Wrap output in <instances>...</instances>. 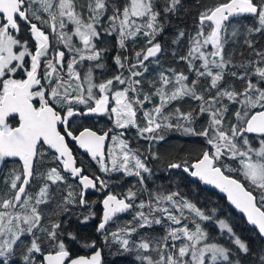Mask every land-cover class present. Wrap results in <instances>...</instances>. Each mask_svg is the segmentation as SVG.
<instances>
[{"label": "snow or ice", "instance_id": "snow-or-ice-1", "mask_svg": "<svg viewBox=\"0 0 264 264\" xmlns=\"http://www.w3.org/2000/svg\"><path fill=\"white\" fill-rule=\"evenodd\" d=\"M38 3L44 13H48L49 19L43 20L37 14L39 10H33V3ZM180 0H166L164 12H175ZM106 0H89V16L85 20L80 13H77L73 0H0V161L5 158H19L22 162V174L15 175L10 180V188L14 192L11 199L0 198V264H14V256L17 246L24 243L23 237L29 236L31 239L26 243L24 252L21 255L23 264H101V253L96 251L90 258L78 257L72 259L66 249L64 240L60 238V223H52L48 228L41 226L42 215L39 206L48 202V184L45 183L40 188L39 194L33 198L27 193L26 186L30 183L33 176L34 161L43 156L41 146L46 145L57 154L54 159L62 162L63 169L70 171L73 177H78L81 181L82 189L89 187L95 188L97 181L90 179L82 174V168L75 166V159L69 149L65 135L78 141L79 146L90 153L94 160L104 167L103 145L108 133L98 135L85 128L78 136H73L69 130V118L77 115H89L105 113L109 110L112 86L115 83L128 86L122 91H115L112 98L115 107L110 111L115 114V124L122 129L135 125V117L138 105L143 109L145 102H151V95L144 94L143 100L139 95H134L130 99L129 92L136 94L141 81L135 79L142 75L136 71L137 68H144V61L150 57H155L162 52L160 43L154 42L155 37L163 30V25L159 22L160 11L154 6L153 0H129L121 9L114 10V15L109 17L110 21L119 20V34L121 47L128 37H135L143 33L148 38L149 45L145 50L135 53L136 63L130 66V76L122 78L120 75L109 79L106 82L95 85L92 81L91 69L81 80L80 73L76 72L75 65L83 60H99L100 51L93 43L98 39L100 32L97 25L101 15L106 10ZM55 9V11H53ZM253 14L258 17L259 27L250 29V32L264 31V0L257 4L254 0H226L213 8L206 9L199 16V30L190 38L189 51L187 56L181 57L190 64V71H194L197 79L189 85L188 77L182 73L176 74L175 79L168 75L160 74L158 82L153 83L155 95L159 98V104L151 110L144 111L143 115L147 126L139 129L141 136L147 135L149 139L162 140L163 135L159 134L161 128H176L189 135H198L206 138V142L214 151H204L202 156L191 165L173 163L169 168H183L192 177H198L207 184L215 185L222 192L227 193L228 200L243 213L247 214L248 221L258 227L259 234L264 237V139L259 141V149H253L247 134H259L264 136V53H256L261 56V61L254 67L252 75L259 77L256 83L248 78V74L232 73L234 77L247 80L244 89L237 92L234 89L220 88V83L224 78L225 70L230 62H225L223 58V47L226 39L224 24L230 17L238 14ZM30 17L39 21L41 24H48L52 32H56L57 23L61 31L58 33L59 39L65 47L74 53L73 58L67 64V73H61L63 68L64 51H58L53 59H48L49 35L32 23ZM75 25L73 36L79 38L83 48H77L72 44V37L65 34L66 27L64 18ZM17 18H20L30 25L31 35L36 42L35 52L32 53L28 48L27 41L21 42L14 36L18 32ZM139 21V22H138ZM210 22V23H209ZM208 23L210 31L205 34L204 27ZM184 32L178 33V37H183ZM249 47L252 46L248 41ZM211 45V50L208 46ZM17 49H19L17 51ZM83 52H88L87 56ZM30 57V68H25V57ZM79 56V59L76 58ZM44 61V72L41 76L39 69L41 61ZM199 60L201 65L195 67V61ZM116 63L123 67L120 58H116ZM99 66V65H98ZM146 70V69H145ZM18 71H24L25 79H15L13 75ZM67 76V80L64 76ZM201 78L209 80L208 99L205 100L204 94L196 91L198 80ZM43 81V82H42ZM87 82V88L83 87V82ZM54 82V85H53ZM75 84V87H73ZM158 84V86H157ZM98 87L101 95L96 98L93 88ZM172 87L169 92L168 89ZM212 90H216L215 96L211 95ZM191 98L200 101L199 113L209 116L208 126L201 132H196L191 125L195 119L192 112L184 113L179 107L175 109L178 113L176 123L172 122V114L165 115L164 109L175 101L184 98ZM224 98L228 101L240 105L234 113L237 124H232L228 131H224L223 125L228 112V106L223 103ZM38 101L39 106L34 104ZM84 105L85 110L77 107ZM16 119V126L9 123V119ZM186 121L185 124L179 121ZM58 125L65 126V134L62 135L58 130ZM113 140L116 137H112ZM124 145V141H120ZM123 159L117 162L113 158V170L123 169L129 175H135L144 183L143 173L150 172L146 164L134 154L129 155L127 146L122 148ZM228 156L238 159L247 181L253 188L259 190V200L253 191L247 190L241 182L225 176L220 167L215 166L216 162L222 157ZM134 160L135 172L131 170L129 161ZM47 181L53 184L62 181L64 177L52 168L47 173ZM19 182V183H18ZM8 183V181H5ZM103 187H107L103 181H99ZM136 194L131 190L123 199H118L116 195L109 194L103 201L104 213L103 221L99 224L98 231L104 229L105 224L116 213L123 212L132 205L126 201L134 200ZM179 193L169 195L157 194L154 197L156 207H152L151 202L145 205L141 201V209L147 207L148 215L144 212L137 213L140 221L139 227L143 228L151 224H160L162 218H166L172 225L167 235L163 238V247L157 244L159 259L153 260L150 257H141L147 264H242L240 256H247L250 248L247 243L239 238L234 240L237 246V253L233 254L228 248L215 243H205L206 234L199 223L194 224V230H190L187 224L182 225L185 219L184 209L187 208L191 213L203 220L210 219L200 209L185 200L177 202ZM67 201V198H65ZM81 204L85 203L84 192L80 194ZM164 202L171 204L169 207H161ZM258 203L261 206H258ZM19 207L22 211L17 212ZM178 212L179 214H174ZM159 212L162 218L149 219L153 213ZM88 217H84L87 221ZM221 228H226L229 233L232 229L220 222ZM182 225V226H181ZM130 229L129 231H135ZM40 232L52 245L53 250L44 254L41 248V237L36 235ZM68 238L75 240L71 233ZM116 238V234H114ZM168 240L173 241L171 247ZM183 240L178 248L175 241ZM125 250L128 249L129 240L119 241ZM94 246V242L93 245ZM140 249H149L147 242H141ZM39 253L41 259L38 261L36 254ZM190 257V262L186 260ZM259 264H264V251L256 256Z\"/></svg>", "mask_w": 264, "mask_h": 264}, {"label": "trees", "instance_id": "trees-1", "mask_svg": "<svg viewBox=\"0 0 264 264\" xmlns=\"http://www.w3.org/2000/svg\"><path fill=\"white\" fill-rule=\"evenodd\" d=\"M75 5V11L80 13L82 18L87 20L89 16L88 4L89 0H73ZM129 2V0H106V10L101 15L99 24L97 25V31L100 32V36L96 39V49L100 51L99 60H83L75 65L76 72L80 73L81 80L88 74L91 69L92 79L95 81V85L106 82L113 77L120 75L122 78H128L130 76V66L136 63L135 53L141 50H145L149 46L147 39L143 33L137 34L135 37H128L124 41V46L120 44L119 34V20L110 21L109 17L114 15V10L122 8ZM226 0H180V3L175 12L165 13L164 8L166 0H153L154 6L160 11L159 17L160 24L163 25V30L155 37L154 42L160 43L162 52L159 58H149L144 61V68L135 69L141 72L142 75L136 77L141 81L140 87L136 94L129 92L130 99L134 98V95H139L143 100L144 94L151 95V102H145L143 109H140L138 105H134L137 108V114L135 117V125L129 126L126 129H116L112 118L106 116H100L99 118L94 116L77 115L69 119V130L72 131L73 136H76L80 130L89 126L100 133L117 134L128 141L132 149V155L143 160L146 166L150 169V172L143 173L145 177L144 183L140 182L137 176L129 177L125 171L108 170L104 173L101 169L100 162L93 158L81 153L77 149L76 141L67 135V141L72 148L78 166L82 168L85 174L91 177L100 176L103 178V182L107 185L106 190L98 183V189L94 193L86 194L81 184L78 181H73L69 175H66L63 171L62 162L54 159L53 154L45 146H41L43 156L37 159L36 173L34 176L33 184L28 190V194L35 198L39 194L40 188L48 184V202L41 204L39 208L44 212L42 215L41 226L48 228L52 223H60L59 232L60 238L64 240L66 249H68L73 256L77 255H89L91 245H96L95 248L100 247L104 254L103 264H145L140 260L138 252L140 248L137 246L139 242L146 237V233L141 231H132V235H126V217H135L132 224H127V229L139 228L140 221L137 216V212L140 210L148 215L147 207L141 209L137 207L136 201H143L147 205L146 193L150 198L151 205L156 207L154 197L157 194L169 195L172 193H179L176 198L179 203L180 200L189 201L195 204L205 215L210 219L203 220L200 217L193 219L192 213L185 208V219L183 224H187L190 230H194V224L199 223L202 230L206 234L207 242H216L223 245L232 251L233 254L237 253V246L232 242V238L229 234L222 231L215 219L223 218L228 222L232 229L233 239L239 238L241 241L248 244L250 252L247 256H240L242 264H259L256 256L264 251V239L260 236L258 231L248 225L245 218L238 214L228 202L226 196L219 194L205 187L201 181L194 180L192 176L185 172L183 168H169L170 164L179 163L184 165L193 164L198 158L202 156V153L206 150L214 151L206 142V138L198 135H189L180 129L176 128H161L159 134L163 135L162 140L149 139L147 135L141 136L139 129L147 126L144 111L151 110L159 104V98L154 94L155 88L154 82H158L161 73L168 75L171 79H175L176 74L182 73L188 77L189 85L193 80H196V74L194 71H190V64L187 60H182L181 57H185L189 51V41L199 30V16L200 13L206 9L215 7L220 3H224ZM259 4L260 0H254ZM33 10H39L37 14L41 15L43 20H48V13H44L40 9L38 3H33ZM55 11V9H53ZM32 23H37L39 27L49 35V49L48 59H53L58 51H65V63L64 67L59 71L61 73H67V64L71 61L74 53L70 51L63 42L59 39L58 33L61 31L59 24L57 23L56 32L53 33L48 24H41L39 21L30 17ZM139 22V21H138ZM210 23V22H209ZM259 27L257 16H242L234 19L229 23L224 24L225 36L223 47V58L225 62H230L229 67L225 70V75L220 83V88L234 89L240 92L244 89L247 80H241L238 77L232 75L233 72L237 74H248L253 83L259 79V77L252 75L254 67L261 61L262 57L256 55V53H264V31L262 32H250V29ZM65 30H70V27H65ZM210 31L209 24L206 23L204 32ZM184 32V36L178 37V33ZM18 39L21 42L27 41L31 44L35 50L36 42L30 32L29 23L20 24V32ZM248 41H251L252 46L249 47ZM83 55L87 56L88 52H83ZM119 57L123 67L116 63V58ZM79 59V56H76ZM195 67L199 68L201 62L196 60ZM42 69L40 75L44 72V61H41ZM99 65V66H98ZM261 66H264L262 64ZM146 69V70H145ZM26 74L20 75V79H24ZM67 80V76H64ZM43 82V81H42ZM54 85V82H53ZM128 85H121L118 83L113 84L111 92L109 93L110 104L112 95L115 91L122 90ZM158 86V84H157ZM209 86V80L201 78L198 80L196 91L198 94L203 93L205 100L208 99L209 93L207 91ZM75 87V84H73ZM83 87L87 88V82H83ZM264 87V85H261ZM172 87L168 89L170 92ZM93 93L96 98H99L100 92L98 87L93 88ZM216 90H212L211 95L215 96ZM38 107V101H34ZM223 103L228 106V112L224 121L223 129L228 131L232 124H237L234 113L240 107V105L232 103L224 98ZM200 101L193 100L191 98H184L179 101L173 102L171 105L164 109V114H172V122L175 124L178 113L175 109H179L184 112H192L195 119L192 123V127L196 132H201L208 126L209 116L207 114L201 115L199 113ZM82 110H85L84 105H78ZM9 123L12 126H16V119H9ZM181 124L187 126L186 121H179ZM60 130L65 134V127H60ZM251 146L257 145L258 136H252L247 134ZM106 160V159H105ZM133 170L135 172L134 163ZM216 165L229 176L237 178L242 181L244 185L257 197L259 200V190L253 188L251 183L247 181L241 170L238 159H232L228 156L222 157L216 162ZM59 170L64 177L62 181L52 183L47 181V173L52 169ZM20 171L22 174V165L19 162H7L1 175H0V198L11 199L14 192L10 188V180L14 172ZM8 181V183H5ZM131 190L136 194L135 199L129 200L132 207L128 212L118 216L111 222L103 231H98L100 222L102 221V201L103 198L113 193L114 195L125 197L128 191ZM84 192L85 203L81 204L80 194ZM67 198V201L65 200ZM259 204V203H258ZM260 205V204H259ZM152 206V207H153ZM161 207L171 208V204L164 202ZM261 206V205H260ZM22 209L17 207L16 211L19 212ZM190 213V214H189ZM174 214H179L174 211ZM84 217H88L87 221H84ZM162 218V214L159 212L153 213L149 216V219ZM130 225V226H129ZM172 224L164 221L160 224H151L143 227L146 231L149 228H153V232L160 233V237L164 238L168 231L169 226ZM181 225V226H182ZM130 227V228H129ZM173 227H179L173 225ZM71 233L75 236V240L68 238V234ZM116 234V238H114ZM38 237H41V248L44 253L52 251V245L48 242L45 236H42L40 232H36ZM237 236V237H236ZM31 239L29 236L23 237L24 243L17 246L16 254L14 256V264H23L20 258L26 243ZM129 240L128 249L119 242L120 240ZM185 241L178 240L177 246L179 247ZM163 243V242H162ZM171 240H168V245L171 247ZM177 247V248H178ZM36 258L39 261L41 256L36 254ZM186 260L190 262V257H186Z\"/></svg>", "mask_w": 264, "mask_h": 264}, {"label": "rangeland", "instance_id": "rangeland-1", "mask_svg": "<svg viewBox=\"0 0 264 264\" xmlns=\"http://www.w3.org/2000/svg\"><path fill=\"white\" fill-rule=\"evenodd\" d=\"M1 19V18H0ZM65 19V21H66V24L68 25H71V28H70V30L68 31V30H65L64 32H65V34L66 35H68V36H70V37H72V44L75 46V47H77V48H83V45L82 44H78V40H79V38L78 37H76V36H73V33H74V29H75V25H73L72 23H70V22H68L67 21V18L65 17L64 18ZM38 26V25H37ZM39 27V26H38ZM78 40H77V39ZM18 39V38H17ZM80 41V40H79ZM28 43V42H27ZM93 43L95 44V47H96V39H94L93 40ZM28 48H29V50L32 52V53H34L35 52V50L32 48V46H31V44L30 43H28ZM19 49H17V51H18ZM208 50L210 51L211 50V45H209L208 46ZM61 51H63V50H61ZM65 52V51H64ZM65 57H66V53H65V56H64V60H63V67H64V63H65ZM30 63H31V61H30V57H28V56H26L25 57V61H24V66H25V68H30ZM42 69V65L40 66V69L38 70L39 71V73H40V70ZM23 73H25L24 71H18L17 73H15L14 75H13V78H15V79H20V75H22ZM92 81H93V83H95V81L92 79ZM122 91V90H121ZM100 95H101V93H100ZM96 97V96H95ZM115 102V101H114ZM107 112H109V111H107ZM70 119V118H69ZM64 125H61L60 127H63ZM60 127H59V129H60ZM65 127V126H64ZM118 126L117 125H115V128L116 129H121V128H117ZM85 128H87V129H93V128H91V127H89V126H87V127H85ZM85 128H83L82 130H80L79 132H78V134L81 132V131H83ZM60 132H61V130H60ZM100 133V132H99ZM61 134H63L62 132H61ZM78 134L76 135V136H78ZM100 134H104V133H100ZM112 137H116V139L115 140H113L112 139ZM108 146H107V151H106V157L104 158V167H107V169L108 170H113V164H112V160H113V158H116L117 159V162H118V164H119V161L120 160H122L123 159V152H122V148L124 147V145H126L127 146V149L129 150V155L130 156H132V149H131V147H130V144L126 141V140H124L123 139V137H121L120 135H117V134H109L108 133ZM261 139H263V138H259V139H257V145L254 147H252L253 149H259V147H260V143H259V141L261 140ZM121 140H123L124 141V145H121V143H120V141ZM76 141V140H75ZM76 143H77V141H76ZM77 149H78V146H77ZM79 150V149H78ZM53 153V152H52ZM54 154V153H53ZM56 155V154H55ZM106 159V160H105ZM132 161L133 160H131L130 159V161H129V164H130V166H133V163H132ZM143 161V160H142ZM9 162H18V161H9ZM20 163V162H19ZM36 163H37V161H36ZM21 165H23L22 163H20ZM100 166H101V169H102V165H101V163H100ZM35 167H36V164H35ZM133 168V167H132ZM131 168V170L134 172V170ZM107 170V171H108ZM57 171H59V170H57ZM103 171V170H102ZM107 171H103L104 173H106ZM120 171H124L123 169H121ZM135 171H136V169H135ZM19 172L20 171H16V172H14V174H13V176H12V178L15 176V175H19ZM60 172V171H59ZM35 173H36V169L34 168V172H33V179H32V182L30 183V185H29V187L27 188V192H28V190L30 189V187H31V185L33 184V181H34V176H35ZM126 173V172H125ZM60 174H61V172H60ZM127 174V173H126ZM62 175V174H61ZM129 177H133L134 175H129V174H127ZM139 178V177H138ZM140 179V178H139ZM99 181H101V178L99 177ZM103 181V180H102ZM19 183V182H18ZM104 183V182H103ZM104 190H105V188H104ZM146 198H147V205L151 202L150 201V198L148 197V193H146ZM134 200H137V199H134ZM136 203H137V207L138 208H140L139 207V205H140V203L141 202H139L138 203V201H136ZM188 203H190L189 201H188ZM191 204H193V203H191ZM196 208H198L195 204H193ZM153 206V205H152ZM154 207V206H153ZM199 209V208H198ZM189 210V209H188ZM22 211V210H21ZM142 210H140L139 212H141ZM190 211V210H189ZM20 212V211H19ZM39 212L41 213V215H43V211L39 208ZM143 212V211H142ZM138 213V212H137ZM145 213V212H144ZM191 213V212H190ZM189 213V214H190ZM192 215H193V219L195 220L196 219V215H195V213H192ZM136 217H138V216H136ZM221 220H223L224 221V223L225 224H227L228 225V227H230L229 226V224H228V222H226V220L225 219H223V218H219V219H215V222L218 224V226H219V228L222 230V231H224V232H226V233H228L229 234V237H231L232 239V242L234 243V240L236 239H233L234 238V236H233V232H231V233H229L228 231H227V229L226 228H221L220 227V221ZM125 222H126V235H132V231H129V229H127V224H132L134 221H136L135 220V217H133L132 218V216H131V218H128V217H126L125 218V220H124ZM164 221H167L168 223H170L171 224V222L170 221H168L166 218H164ZM130 226V225H129ZM171 227H173V225H171ZM170 226H169V230H170V228H171ZM130 228V227H129ZM131 229V228H130ZM136 230L135 231H133V232H136V231H141V233H146V237H144L139 243H141V242H147V243H149V245H150V248L149 249H140V252H138V256H139V258H140V260H142L141 259V257H150L151 259H153V260H158L159 259V253H158V251H157V244L159 243L160 244V246L161 247H163V238L161 237V238H158V237H160L161 235H160V233H158V232H153V228L151 227V228H149V229H147L146 231L143 229V228H141V227H139V228H135ZM237 237V236H236ZM238 238V237H237ZM205 243H215V244H218V245H220V246H223V245H221V244H219V243H216V242H207V238H206V240L204 241ZM171 243L173 244V241H171ZM172 244H171V246H172ZM235 244V243H234ZM175 245H176V247H178L177 246V241H175ZM224 247V246H223ZM143 262H145V264H147V261L146 260H142Z\"/></svg>", "mask_w": 264, "mask_h": 264}, {"label": "water", "instance_id": "water-1", "mask_svg": "<svg viewBox=\"0 0 264 264\" xmlns=\"http://www.w3.org/2000/svg\"><path fill=\"white\" fill-rule=\"evenodd\" d=\"M242 16H255V15H253V14H247V13H245V14H238V15H234V16L230 17L229 20L226 21V22H230V21H232V20H234V19H236V18H238V17H242ZM21 20H22V19H21ZM22 21H24V20H22ZM24 22H26V21H24ZM226 22H225V23H226ZM160 54H161V52L158 53L155 57H150V58H158V57L160 56ZM34 104H35V103H34ZM102 114H103V113H100V114H95V113H94V114H89V115H87V116H93V115H95V116H99V115H102ZM60 126H61V125H58V130H59V131H60V129H59ZM89 130H91V131H93V132H96L98 135H103V134H100V133H99L98 131H96L95 129H89ZM81 132H82V131H81ZM62 135H64V134H62ZM78 135H79V134H78ZM252 135H258V136H260L259 134H252ZM260 137H263V138H264V136H260ZM65 141H66V143H67L69 149L71 150L72 156H73L74 159H75V166L78 167V164H77V161H76V157H75V155H74V153H73L72 148L69 146V144H68V142H67L66 136H65ZM44 146H45L46 148H48L46 145H44ZM77 146H78V149H79L80 152H82V153H84V154H86V155H88V156L91 157L90 153H88L85 149H83V148H81V147L79 146L78 141H77ZM107 146H108V138L105 139V141H104V145H103L104 158L106 157ZM48 149H49V148H48ZM49 150H50L51 152H53L54 154H56L54 150H51V149H49ZM56 155H57V154H56ZM9 161H18V162H20V163L23 164V162H22L19 158H5L3 161H0V174H1V172H2V170H3V168H4V166H5V164H6L7 162H9ZM36 161H37V159L34 161L33 172H34V168H35ZM215 166H217V165H215ZM217 167H219V166H217ZM220 168H221V167H220ZM63 170H64V169H63ZM221 171L223 172V174H224L225 176H228V177H230V178H232V179H236V180H238L237 178H234V177H232V176L227 175L222 169H221ZM64 172H65L67 175H70L72 180H75V181L78 180V181L80 182V184H81L80 179H79L78 177H73V176L71 175L70 171H66V170H64ZM82 174H83L84 176H88V175H85V174L83 173V171H82ZM88 177H89L90 179L95 180L94 178H92V177H90V176H88ZM192 178H193L194 180L201 181L198 177H192ZM29 179H30V183H31V182H32V179H33V176L30 177ZM238 181L241 182L242 184H244L242 181H240V180H238ZM201 182H202V184H203L205 187H207V188H209V189H211V190H213V191H216V192H218V193L221 194V195L226 196V198H227V200H228L227 193L222 192V191L220 190V188H218V187H216L215 185H212V184H207V183H205L204 181H201ZM30 183H29V185H30ZM29 185L26 186V190H27V188L29 187ZM81 186H82V185H81ZM244 186H245V185H244ZM245 188H246L247 190H249L246 186H245ZM96 190H97V183H96V187H95V188L89 187L88 189H86V190H84V191H85L86 193H94V192H96ZM113 195H114V194H113ZM107 196H108V195H107ZM107 196H105L104 199H105ZM117 197H118V199H123V198H124V197H119V196H117ZM104 199H103V201H104ZM103 201H102V206H103V213H104V205H103ZM126 202H128V201H126ZM228 202L230 203V205L232 206V208H233L238 214L242 215V216L245 218V220L247 221V223H248L249 226H251L252 228H254V229H256V230L258 231V227L252 225V224L248 221V219H247V214H246V213H243L242 211H240L239 209H237V208L235 207V205H233V204L231 203V201L228 200ZM258 206H259V205H258ZM127 210H128V209H127ZM127 210H125V211H123V212H120V213H116V214H114V215L112 216V218H111V219L105 224L104 229H105V228L107 227V225H108L110 222H112V221H113L118 215H122V214L126 213ZM102 221H103V215H102ZM102 221H101V222H102ZM104 229H102V230H100V231H103ZM258 233H259V232H258ZM260 236H261V235H260ZM261 237H262V236H261ZM262 238L264 239V237H262ZM92 245H93V244H92ZM92 245H91V250H92V252H91L89 255H77V256H73V255L70 253V251H69V253H70V257H71L72 259H76V258L81 257V256L86 257V258H90L92 255L95 254L96 251H100V253H101V264H103V263H104V254H103L102 249H101L100 247L95 248V247H96L95 244H94V246H92ZM45 254H47V252H46Z\"/></svg>", "mask_w": 264, "mask_h": 264}, {"label": "flooded vegetation", "instance_id": "flooded-vegetation-1", "mask_svg": "<svg viewBox=\"0 0 264 264\" xmlns=\"http://www.w3.org/2000/svg\"><path fill=\"white\" fill-rule=\"evenodd\" d=\"M2 19V18H1ZM65 20V19H64ZM21 23H28V22H24V21H22L20 18H17V24H18V28H19V31L18 32H14L13 34H14V36L16 37V38H18V35H19V32H20V24ZM65 25H66V27H70L71 28V25H67L66 24V21H65ZM77 39V38H76ZM78 40V39H77ZM78 44H81V42L78 40ZM26 78V77H25ZM24 78V79H25ZM261 85H264V84H261ZM35 103V102H34ZM115 105V103L113 104L112 102H111V104L109 103V112H106L105 114H102V115H104V116H106L107 118H113L112 117V115H113V113L110 111V109L113 107ZM99 116H101V115H99ZM97 118H99V117H97ZM252 135V134H251ZM252 136H255V135H252ZM259 137V136H258ZM259 138H262V137H259ZM264 139V138H263ZM86 155V154H85ZM88 156V155H87ZM90 157V156H89ZM92 158V157H91ZM78 163V162H77ZM79 167V166H78ZM85 175H88V174H85ZM88 176H90V175H88ZM117 196V195H116ZM120 197V196H119ZM130 203V202H129ZM102 215H103V206H102ZM117 218V217H116ZM113 222V221H112ZM101 223V222H100ZM111 223V222H110ZM109 223V224H110ZM108 224V225H109ZM68 250V249H67ZM69 251V250H68ZM71 253V252H70ZM72 254V253H71Z\"/></svg>", "mask_w": 264, "mask_h": 264}, {"label": "crops", "instance_id": "crops-1", "mask_svg": "<svg viewBox=\"0 0 264 264\" xmlns=\"http://www.w3.org/2000/svg\"><path fill=\"white\" fill-rule=\"evenodd\" d=\"M116 105H114L113 107H115ZM112 117H113V120H114V126L116 125L115 124V119H116V117H115V114L113 113V115H112ZM117 128H119V127H117ZM124 139V138H123ZM124 140H126V139H124ZM127 141V140H126ZM128 142V141H127ZM167 204H169L168 202H166ZM143 223V222H142Z\"/></svg>", "mask_w": 264, "mask_h": 264}]
</instances>
